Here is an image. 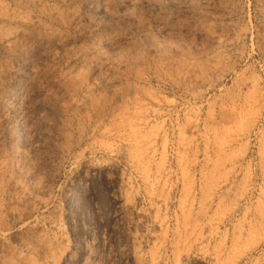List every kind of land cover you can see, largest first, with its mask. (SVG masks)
Wrapping results in <instances>:
<instances>
[{"label": "rangeland", "instance_id": "rangeland-1", "mask_svg": "<svg viewBox=\"0 0 264 264\" xmlns=\"http://www.w3.org/2000/svg\"><path fill=\"white\" fill-rule=\"evenodd\" d=\"M0 264H264V0H0Z\"/></svg>", "mask_w": 264, "mask_h": 264}]
</instances>
